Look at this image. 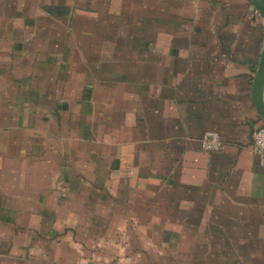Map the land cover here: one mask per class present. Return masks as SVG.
Segmentation results:
<instances>
[{
    "label": "crops",
    "instance_id": "1",
    "mask_svg": "<svg viewBox=\"0 0 264 264\" xmlns=\"http://www.w3.org/2000/svg\"><path fill=\"white\" fill-rule=\"evenodd\" d=\"M263 38L250 0H0V264H264Z\"/></svg>",
    "mask_w": 264,
    "mask_h": 264
},
{
    "label": "water",
    "instance_id": "2",
    "mask_svg": "<svg viewBox=\"0 0 264 264\" xmlns=\"http://www.w3.org/2000/svg\"><path fill=\"white\" fill-rule=\"evenodd\" d=\"M259 14L264 18V0H250ZM252 102L264 125V38L251 88Z\"/></svg>",
    "mask_w": 264,
    "mask_h": 264
},
{
    "label": "built area",
    "instance_id": "3",
    "mask_svg": "<svg viewBox=\"0 0 264 264\" xmlns=\"http://www.w3.org/2000/svg\"><path fill=\"white\" fill-rule=\"evenodd\" d=\"M252 150L257 154L259 162L264 166V125H257L251 134ZM201 148L205 151H217L222 148V140L217 131L209 130L200 139Z\"/></svg>",
    "mask_w": 264,
    "mask_h": 264
},
{
    "label": "rangeland",
    "instance_id": "4",
    "mask_svg": "<svg viewBox=\"0 0 264 264\" xmlns=\"http://www.w3.org/2000/svg\"><path fill=\"white\" fill-rule=\"evenodd\" d=\"M120 225V224H119ZM124 224H121V226H123ZM126 225V230L124 231V230H122L123 231V233H121V234H128L131 230H134L135 229V226H136V224L135 223H130V224H125ZM124 225V226H125ZM120 227V226H119ZM99 232V231H98ZM129 234H131V233H129ZM197 235V241H196V243H197V245H198V243L200 242V239H199V234H196Z\"/></svg>",
    "mask_w": 264,
    "mask_h": 264
},
{
    "label": "trees",
    "instance_id": "5",
    "mask_svg": "<svg viewBox=\"0 0 264 264\" xmlns=\"http://www.w3.org/2000/svg\"><path fill=\"white\" fill-rule=\"evenodd\" d=\"M260 125H263V123L261 122Z\"/></svg>",
    "mask_w": 264,
    "mask_h": 264
}]
</instances>
